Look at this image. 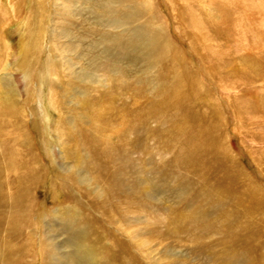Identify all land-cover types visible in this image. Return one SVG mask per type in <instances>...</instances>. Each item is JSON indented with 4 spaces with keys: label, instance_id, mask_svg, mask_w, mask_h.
Instances as JSON below:
<instances>
[{
    "label": "rangeland",
    "instance_id": "374dc122",
    "mask_svg": "<svg viewBox=\"0 0 264 264\" xmlns=\"http://www.w3.org/2000/svg\"><path fill=\"white\" fill-rule=\"evenodd\" d=\"M157 1L163 4L162 0ZM229 2L230 21L241 40L238 45L225 30L209 23L207 14L195 5L197 13L204 18L196 29L204 37L207 48H215V54L222 59L215 77L227 83L229 96L224 94L222 86L215 85L208 77L194 48L191 49L174 30L164 4L162 13L170 18V25L164 23L168 36L187 58L193 60L194 71L196 69L200 78L206 80L205 85L211 92L206 102L193 95L195 90H190L191 84L177 78L172 68L175 60H164L153 50L149 58V52L145 51V62L138 63L143 78L136 88L139 93L135 95L132 91L135 87L130 84V75L136 71L133 62L120 64L128 70L124 77L109 70L93 73L95 80L100 82L106 76L110 79L109 83L101 85V90L108 85L105 91L113 93L114 103L109 109L113 114L118 113L127 100L124 93L121 97L118 91L123 81L132 86L125 94L137 98L136 103L130 98L125 109L129 123L124 124L126 135L121 140L124 145L111 154L109 174L118 171L113 177L109 176L113 186H106L107 182L100 186L101 179L89 182L87 173L79 177L85 180V185L80 187L78 195L69 191L70 184L63 186L61 175L69 174L66 170L57 173L59 177L54 173V164L44 152L35 127L37 96L25 104L26 98L20 88L10 98L17 109L18 104L21 108L14 117L6 114L0 119L3 147L13 152L16 161V168L11 172L3 169L6 158L2 156L0 163V199L3 200L0 264L10 261L6 257L7 246L11 251L18 248L20 255L25 257L16 262L14 256H9L15 264H54L50 256L54 248H59L55 264H264V174L258 169L264 170V0ZM3 3L0 6L5 10ZM214 17L220 20L222 14L215 12ZM107 24L99 27V22L94 27L97 39L102 32L113 33ZM14 25L5 28L12 44L9 62L18 66L19 42L25 23ZM160 45L169 50L168 42L162 41ZM249 46L253 49L245 52L244 47ZM245 53L255 60L251 71L257 75L253 82L246 84L241 79L243 68L238 62ZM232 66L237 70L233 71ZM15 78L18 83L19 76ZM227 100L238 106V110L240 108L237 114L227 107ZM133 104L138 105L133 108ZM48 113L55 127L57 113L52 109ZM81 114L85 116L83 111ZM193 115H197L196 122L189 120ZM92 122V118L88 122L78 120L75 128L89 131ZM197 126L204 135H199ZM116 127L111 126L109 131L118 130ZM209 132L221 136L223 148L220 147L219 153L213 146L203 144ZM80 140L79 137L77 144L73 143L74 149ZM0 152H4L2 148ZM250 153L260 159L258 165ZM119 154L126 158L117 164ZM68 162L77 170L72 161ZM240 173H245L252 183L246 182ZM41 178L42 184L39 183ZM50 181H55L58 196ZM258 184L262 187L260 192L251 187ZM35 185L40 186L36 188ZM27 186L37 190L31 196V203L38 208L35 211L31 208L25 219L14 214L15 205L9 196H18ZM101 187L110 195L105 205V194L99 198L103 190L97 194ZM58 208L69 209V214L64 219L57 217L56 224L50 227V221L55 220L54 210ZM15 216L19 221L12 228ZM84 237L87 238L85 242ZM89 243L97 253L91 260L81 256Z\"/></svg>",
    "mask_w": 264,
    "mask_h": 264
},
{
    "label": "bare ground",
    "instance_id": "6f19581e",
    "mask_svg": "<svg viewBox=\"0 0 264 264\" xmlns=\"http://www.w3.org/2000/svg\"><path fill=\"white\" fill-rule=\"evenodd\" d=\"M162 1L170 15L174 30L189 43L191 49L194 48L200 58V65L208 73V77L210 76V79L215 81V85L222 86L224 94L229 96L227 83L215 77L217 71L221 69L218 62H221L222 59L219 58L220 55L218 57L215 54V48H207L204 37L198 33L196 26L202 24L204 18L197 13L195 8V5L200 6L204 14H207L208 22L225 30L228 35L235 38V44L238 45L241 40L237 38V31L233 29L234 24L230 21L232 10L229 0ZM2 2L6 4L5 10L1 8ZM163 4L157 0H0V119L3 116L6 117V114L12 118L15 113L20 112L21 105L18 104L17 109V104L10 100L20 88L26 98L25 104L34 95L37 96V107L34 110L37 116L35 127L40 134L44 152L54 164L53 169L56 170L54 173L62 174L61 170L68 172L69 175H61L60 180L63 186L64 183L68 186L70 184L69 191L75 195H78L80 187L85 185V180L79 179L83 173H87V181L96 182L100 181L97 179H101L100 186L106 182V186H108V184L111 185L109 176L112 175L113 177L115 172H118L115 170L109 174L111 154L124 145L121 141L126 135L124 124L128 125L129 123L125 109L130 104L128 101L137 102L136 97L133 95L129 97L125 93L132 90V86L135 87L132 90L134 95L139 93V89L136 88L143 76L140 75V64L138 63L145 62V51L149 52L148 58L151 57L150 54H153L151 52L153 50L161 55L164 60H175L172 68L177 78L191 84L190 90H195L193 95L198 99L206 102L205 99L211 93L208 86L205 85L206 80L200 78L196 69L194 71L193 60L187 58L184 52L174 45L169 38L164 23L170 25V18L168 19L166 14L162 13ZM215 12L222 14V18L220 20L218 18L219 22L215 20ZM90 21L95 26L99 25L100 22L99 27L108 23L107 25L113 29V33L103 34L102 32L100 38L97 39L98 32L94 30L95 26ZM17 22L19 24L25 23L19 42L20 60L18 66L15 65V62L13 64L9 62L12 55L10 54V52L12 53V44L5 28L10 24H15L14 26L18 27ZM162 41L168 42L169 50L161 47ZM252 49V46L244 47L245 52H250ZM248 54L245 53L238 59L243 68L241 79L245 84L253 82L255 77L257 78V75L251 71L255 60ZM163 59L162 61H164ZM188 61L190 62L187 63ZM132 62L134 71L136 70L130 75L132 86L123 81L118 87L121 97L124 93L127 104L126 102L124 105L122 103L118 113L113 114L111 110L109 111L114 103V100L111 99L113 93L105 91L108 89V85L106 89L101 90V85L104 82L109 83L110 79L106 76L104 81L100 82L99 79L95 80L93 73L98 71L105 73L106 70H109L118 74L119 77H124L128 75V70L123 66L120 67V64L128 65ZM159 67L162 69V66ZM232 67L233 71L237 70L235 66ZM158 71H160L159 68ZM17 75L21 85L16 82V78L14 79ZM159 80H161V74H159ZM18 103L20 102L18 101ZM227 103V107L232 109L233 114L240 111V108L238 110V106H233L230 101L227 100ZM137 105L133 104L132 107L136 108ZM51 109L57 113L55 127L52 126L48 113V110ZM82 111L85 116L81 114ZM196 116L193 115L189 120L196 122ZM91 118L93 122L89 126V131L82 132V130L75 128L78 120L88 122ZM106 119L109 120V123L106 122ZM189 120L187 118V121ZM113 125L119 127L118 130L109 131ZM197 127L199 135H204L203 130L199 126ZM98 135L102 137H98ZM79 137L81 138L80 144L79 146L75 145L77 149H74L73 143L77 144L76 141H79ZM220 137L209 132L208 135H205L203 144L207 147L213 146L218 152L222 147L220 146ZM3 138V131H0V149L2 148L6 152V154L0 152V163L2 156L6 158V163L2 162L3 169L8 168V172H11L13 171L12 168H16V163H14L16 161L12 155L13 152L3 147L2 142H5L2 140ZM110 143H112V147ZM251 155L258 165L260 159L255 153ZM125 158L126 156L119 154L116 160L117 164L124 161ZM59 160L62 163H59ZM68 161H72L77 170L70 167ZM216 164L219 165V162ZM98 165H101L100 168ZM258 169L261 174H264L263 169L259 167ZM240 171L242 170L240 169ZM240 174L246 182H249L245 173ZM237 178L238 175L236 174L234 180L236 181ZM50 182L53 185L54 193H57L55 181ZM39 183H43L42 178ZM38 186L40 185H35L36 188ZM92 187L93 184L89 186L88 190L91 191ZM251 187L254 191L258 190L259 192L262 188L259 184ZM104 188L101 187L98 192L96 190L97 194L103 190L99 195L100 199L104 197ZM35 191L37 190L27 186L18 196H9L15 205L14 214H20L18 216L26 219L31 208H34V211L38 208L37 206L33 207V202L31 203V196L33 197ZM56 195L58 196V193ZM107 197L109 199L110 195H107L106 192L104 205ZM2 203L3 200L0 199V216L2 215ZM217 207H221V205L217 204ZM54 211H56L54 212L55 220L50 221V227L56 224L57 217L64 219L65 216L67 218L70 210L58 208ZM18 221L19 218L15 216L12 220V228L16 227ZM41 237L42 235L39 233V238L41 239ZM85 241L87 238L84 237ZM90 245L91 243L89 246H85V249L81 251V256L91 260L93 256H97V253ZM55 249L50 256L56 263L59 248ZM12 250H9V246L6 247V257L10 260L7 262L8 264H15L21 258L25 260V257L20 255L18 248ZM9 256H14L16 262ZM29 259L30 256L28 255L27 260Z\"/></svg>",
    "mask_w": 264,
    "mask_h": 264
}]
</instances>
